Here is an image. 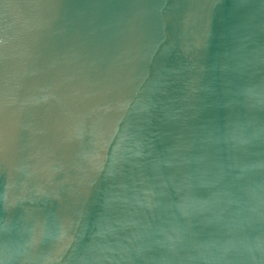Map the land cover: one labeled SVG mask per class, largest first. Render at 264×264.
Wrapping results in <instances>:
<instances>
[{
  "label": "water",
  "instance_id": "obj_1",
  "mask_svg": "<svg viewBox=\"0 0 264 264\" xmlns=\"http://www.w3.org/2000/svg\"><path fill=\"white\" fill-rule=\"evenodd\" d=\"M0 264H264V0H0Z\"/></svg>",
  "mask_w": 264,
  "mask_h": 264
}]
</instances>
